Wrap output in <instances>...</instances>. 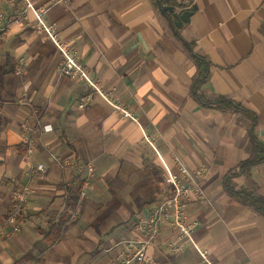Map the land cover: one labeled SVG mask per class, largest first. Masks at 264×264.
Listing matches in <instances>:
<instances>
[{"label":"crops","instance_id":"0c3cea01","mask_svg":"<svg viewBox=\"0 0 264 264\" xmlns=\"http://www.w3.org/2000/svg\"><path fill=\"white\" fill-rule=\"evenodd\" d=\"M30 1L136 121L60 73L62 55L31 12L8 24L0 33V223L13 190L29 191L19 231L0 229V264H77L83 255L85 264H114L115 243L163 197L179 163L208 171L206 199L182 200L194 241L170 254L176 231L162 221L143 264H264V160L238 169L251 136L264 149V0H162L191 11L181 28L156 0ZM22 2L0 0V14L10 18ZM194 55L209 62L206 74ZM36 120L45 129L26 156L22 133ZM38 162L44 172H30ZM59 220L57 240L45 242L41 230Z\"/></svg>","mask_w":264,"mask_h":264},{"label":"built area","instance_id":"2783aa9c","mask_svg":"<svg viewBox=\"0 0 264 264\" xmlns=\"http://www.w3.org/2000/svg\"><path fill=\"white\" fill-rule=\"evenodd\" d=\"M17 12L10 18L5 19L0 14V33L6 31L9 23H22L27 19V15L31 12L35 19L36 28L45 33L49 40L62 55V63L60 65V73L70 77H76L86 81L92 87L93 91L101 96L113 109L120 113L123 117L136 118L118 101L114 96V89L103 90L97 83L90 80L86 71L75 59L73 49L59 39L55 33V25L47 24L44 21L46 9L36 7L30 0H22ZM88 95L79 98L81 102L87 101ZM45 129L39 120H36L33 128L25 127L22 133L21 146L26 156L33 153L35 144V135L38 130ZM52 161L60 164L59 157L50 154ZM88 167V171L91 168ZM44 165L41 162L32 164L30 172L42 174ZM208 171L204 167L197 169H189L184 163H179L176 171H168V184L163 189V197L152 206L146 215L137 216L133 223V233L130 237L120 240L114 246H121L119 256L114 264H143L147 261V249L157 239L160 233V223L167 221L168 224L176 231L173 240L169 244L170 254H176L183 250L187 241L193 242V224L186 220L185 209L182 204L183 199H206L204 187L205 179ZM86 182H83L79 192V197L85 194ZM28 185L17 186L11 195L8 212L4 220L0 223V229L4 226L8 227V233L15 234L20 229L24 208L28 200ZM71 217H75V211L71 212ZM203 260L209 263L207 259V249L199 250ZM191 264V263H190Z\"/></svg>","mask_w":264,"mask_h":264},{"label":"trees","instance_id":"16d2710c","mask_svg":"<svg viewBox=\"0 0 264 264\" xmlns=\"http://www.w3.org/2000/svg\"><path fill=\"white\" fill-rule=\"evenodd\" d=\"M164 1L166 3H169V0H164ZM160 2L163 3L162 0H160ZM177 36L179 39H181L178 34H177ZM185 47L189 48L186 44H185ZM189 50H191V49H189ZM194 61L197 65V67L199 68V70H203V75L206 74L207 68L209 67V62L205 61L202 57H199L197 55H194ZM218 101L224 102L225 99L221 98ZM231 104L233 106H235L237 108V110L242 109V107L237 103L231 102ZM251 142L253 143V150L251 151V155L247 159H245L239 163L238 169L240 171H243L244 169L248 168L249 166H251L253 164H257V163L264 160L263 146L256 139V137L254 135L251 136ZM0 185H1V183H0ZM80 189H81V184L78 187H76V189H75L76 194L80 192ZM229 192H230V189H229ZM76 203H77V198L75 196V197H73V202L69 203V206L74 209L76 206ZM62 224H63L62 220H59L58 222L50 223L46 229L41 230V234L43 235V240L47 243L56 241L58 238V235L60 233V228H61ZM11 264H16V263H11Z\"/></svg>","mask_w":264,"mask_h":264},{"label":"water","instance_id":"95a60500","mask_svg":"<svg viewBox=\"0 0 264 264\" xmlns=\"http://www.w3.org/2000/svg\"><path fill=\"white\" fill-rule=\"evenodd\" d=\"M158 3V7L161 13L169 12L172 15V23L175 25L176 28H181L185 22L189 20V16L191 15V11L185 10L182 11L180 14L174 11L173 6L165 5L160 2V0H156Z\"/></svg>","mask_w":264,"mask_h":264},{"label":"rangeland","instance_id":"374dc122","mask_svg":"<svg viewBox=\"0 0 264 264\" xmlns=\"http://www.w3.org/2000/svg\"><path fill=\"white\" fill-rule=\"evenodd\" d=\"M87 257L85 255H83L76 263L77 264H85Z\"/></svg>","mask_w":264,"mask_h":264},{"label":"flooded vegetation","instance_id":"af4514ba","mask_svg":"<svg viewBox=\"0 0 264 264\" xmlns=\"http://www.w3.org/2000/svg\"><path fill=\"white\" fill-rule=\"evenodd\" d=\"M180 14V13H179Z\"/></svg>","mask_w":264,"mask_h":264}]
</instances>
